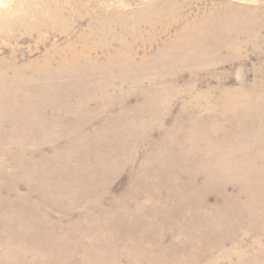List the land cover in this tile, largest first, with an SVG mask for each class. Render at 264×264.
I'll return each mask as SVG.
<instances>
[{
    "label": "rangeland",
    "instance_id": "rangeland-1",
    "mask_svg": "<svg viewBox=\"0 0 264 264\" xmlns=\"http://www.w3.org/2000/svg\"><path fill=\"white\" fill-rule=\"evenodd\" d=\"M0 264H264V0H0Z\"/></svg>",
    "mask_w": 264,
    "mask_h": 264
},
{
    "label": "bare ground",
    "instance_id": "bare-ground-1",
    "mask_svg": "<svg viewBox=\"0 0 264 264\" xmlns=\"http://www.w3.org/2000/svg\"><path fill=\"white\" fill-rule=\"evenodd\" d=\"M196 37V36H195Z\"/></svg>",
    "mask_w": 264,
    "mask_h": 264
}]
</instances>
